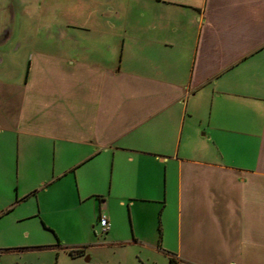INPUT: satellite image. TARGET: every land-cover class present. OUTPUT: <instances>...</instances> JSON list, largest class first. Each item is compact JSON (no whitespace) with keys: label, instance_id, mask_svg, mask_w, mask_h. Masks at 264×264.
<instances>
[{"label":"crops","instance_id":"0c3cea01","mask_svg":"<svg viewBox=\"0 0 264 264\" xmlns=\"http://www.w3.org/2000/svg\"><path fill=\"white\" fill-rule=\"evenodd\" d=\"M106 2L117 38L29 49L18 76L0 64V133L38 174L21 200L56 211L43 194L73 174L78 195L64 186L61 207L93 200L108 244L165 256L173 242L176 264H263L264 0ZM118 4L135 16L122 24ZM125 211L132 237L115 240Z\"/></svg>","mask_w":264,"mask_h":264},{"label":"rangeland","instance_id":"374dc122","mask_svg":"<svg viewBox=\"0 0 264 264\" xmlns=\"http://www.w3.org/2000/svg\"><path fill=\"white\" fill-rule=\"evenodd\" d=\"M116 3L106 0H0V32L5 29L10 34L9 42L0 48V58L3 55L6 58L0 63L1 67L12 65L18 76L19 69L27 62L29 49H68L69 42L74 48L76 44H82L83 37L90 38L91 35L96 39L103 34L110 35V39L117 38L126 32L124 18L135 16L136 8L118 4L117 11L122 18L119 20L123 25L104 26L101 19L114 10ZM110 17L112 19L113 14ZM67 34L77 41L66 40ZM18 44L22 47L15 51ZM96 44L90 46H103ZM13 146L9 134L0 133V264H172L166 250L172 253L176 250L173 242L165 248V256L134 244H108V237L96 225L99 211H95L93 200L80 203L74 197L75 204L71 209L65 205L61 207L62 189L66 187L68 192L78 195L73 174L53 186L56 190L51 188L43 194L46 197L51 194L54 202L46 206L56 208V211H36L35 197L21 200V188L32 184V178L38 174L34 165L22 167L16 160L17 148ZM48 165L49 162L46 165L44 162L37 166L52 170L47 168ZM91 223L95 226L93 229ZM114 235L115 240L131 239L132 224L128 212H124V226L118 225ZM247 264L257 263L251 260Z\"/></svg>","mask_w":264,"mask_h":264},{"label":"built area","instance_id":"2783aa9c","mask_svg":"<svg viewBox=\"0 0 264 264\" xmlns=\"http://www.w3.org/2000/svg\"><path fill=\"white\" fill-rule=\"evenodd\" d=\"M99 224L105 230L108 228V219H107V217L105 215L100 216V218H99Z\"/></svg>","mask_w":264,"mask_h":264},{"label":"trees","instance_id":"16d2710c","mask_svg":"<svg viewBox=\"0 0 264 264\" xmlns=\"http://www.w3.org/2000/svg\"><path fill=\"white\" fill-rule=\"evenodd\" d=\"M170 262L172 263V264H176V261H175V259L174 258H170Z\"/></svg>","mask_w":264,"mask_h":264}]
</instances>
